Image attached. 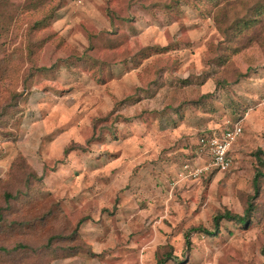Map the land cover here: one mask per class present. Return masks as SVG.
<instances>
[{
  "label": "rangeland",
  "instance_id": "1",
  "mask_svg": "<svg viewBox=\"0 0 264 264\" xmlns=\"http://www.w3.org/2000/svg\"><path fill=\"white\" fill-rule=\"evenodd\" d=\"M237 120L233 167L192 176ZM0 246L264 264V0H0Z\"/></svg>",
  "mask_w": 264,
  "mask_h": 264
},
{
  "label": "built area",
  "instance_id": "2",
  "mask_svg": "<svg viewBox=\"0 0 264 264\" xmlns=\"http://www.w3.org/2000/svg\"><path fill=\"white\" fill-rule=\"evenodd\" d=\"M243 135L241 120L234 122L221 133L209 132L201 136L199 144L207 153V160L202 167L194 168L192 176L197 177L211 171L225 172L234 165V146Z\"/></svg>",
  "mask_w": 264,
  "mask_h": 264
},
{
  "label": "trees",
  "instance_id": "3",
  "mask_svg": "<svg viewBox=\"0 0 264 264\" xmlns=\"http://www.w3.org/2000/svg\"><path fill=\"white\" fill-rule=\"evenodd\" d=\"M186 83V82H185ZM188 83V82H187ZM185 104H183V106H184ZM173 115H175V116H178V117H181V116H183L182 115V113H181V115L179 114V109H176V111L175 112H173ZM259 174H257L256 175V178H255V184L257 185V180H258V178H259ZM251 210V209H250ZM223 219H228V220H237L239 223H241V224H245V223H247L248 222V220H249V217H242V216H239V215H233V214H231L230 212H226L225 214H222V215H218L216 218H215V223H216V226H218L219 225V223H220V221L221 220H223ZM197 230H199V229H192V230H190L187 234H190L192 231H197ZM203 230V229H202ZM203 231H206V230H203ZM209 235H214V234H212L211 232H207ZM211 233V234H210ZM187 236H189V235H187ZM49 244H51V242H49ZM17 249V247L16 248H14V249H7L6 247H3V246H0V252H5V253H11L12 251H15ZM69 255H74L73 253L72 254H68V256H66V257H69ZM170 258H171V255L169 254L168 256H166V257H164V258H162L161 260H159L158 261V264H165L166 262H168L169 260H170Z\"/></svg>",
  "mask_w": 264,
  "mask_h": 264
}]
</instances>
